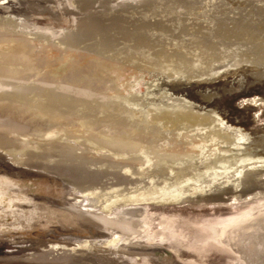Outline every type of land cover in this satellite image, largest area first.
<instances>
[{
    "label": "rangeland",
    "instance_id": "374dc122",
    "mask_svg": "<svg viewBox=\"0 0 264 264\" xmlns=\"http://www.w3.org/2000/svg\"><path fill=\"white\" fill-rule=\"evenodd\" d=\"M0 78V264H264V0H0Z\"/></svg>",
    "mask_w": 264,
    "mask_h": 264
},
{
    "label": "bare ground",
    "instance_id": "6f19581e",
    "mask_svg": "<svg viewBox=\"0 0 264 264\" xmlns=\"http://www.w3.org/2000/svg\"><path fill=\"white\" fill-rule=\"evenodd\" d=\"M0 83L2 85H4V86L5 85L10 86V88H6V90H3V92H7V93H10V94L11 93H14V94L20 93V92H22V90H24L26 88L32 89V88H37V87L41 86V85H38V84L37 85H33V84L32 85H25V84H23L21 82H13V81H10V80L9 81L8 80H3L2 78H0ZM45 90L47 91V89H45ZM170 246H171L170 257H168L167 261L171 260V259L172 260L175 259L178 262H180V261L183 262V264H199L194 259L183 258V256L185 254H189L191 252H195V250L197 251V249L199 248V246L197 244H188V243H182V242H179V241L178 242L175 241V242L171 243Z\"/></svg>",
    "mask_w": 264,
    "mask_h": 264
}]
</instances>
